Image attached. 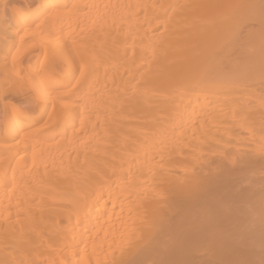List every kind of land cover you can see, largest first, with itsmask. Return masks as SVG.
Returning <instances> with one entry per match:
<instances>
[{
  "label": "bare ground",
  "instance_id": "bare-ground-1",
  "mask_svg": "<svg viewBox=\"0 0 264 264\" xmlns=\"http://www.w3.org/2000/svg\"><path fill=\"white\" fill-rule=\"evenodd\" d=\"M0 264H264V0H0Z\"/></svg>",
  "mask_w": 264,
  "mask_h": 264
}]
</instances>
